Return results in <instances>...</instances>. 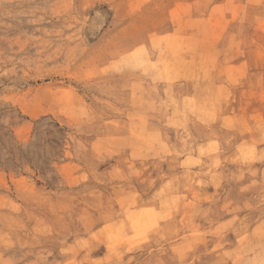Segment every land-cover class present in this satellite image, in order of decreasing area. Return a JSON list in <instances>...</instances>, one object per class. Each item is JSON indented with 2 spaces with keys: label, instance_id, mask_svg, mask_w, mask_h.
Wrapping results in <instances>:
<instances>
[{
  "label": "rangeland",
  "instance_id": "rangeland-1",
  "mask_svg": "<svg viewBox=\"0 0 264 264\" xmlns=\"http://www.w3.org/2000/svg\"><path fill=\"white\" fill-rule=\"evenodd\" d=\"M0 264H264V0H0Z\"/></svg>",
  "mask_w": 264,
  "mask_h": 264
},
{
  "label": "bare ground",
  "instance_id": "bare-ground-1",
  "mask_svg": "<svg viewBox=\"0 0 264 264\" xmlns=\"http://www.w3.org/2000/svg\"><path fill=\"white\" fill-rule=\"evenodd\" d=\"M203 121V120H202ZM249 144V143H248ZM218 149V148H217ZM194 201V200H193ZM193 203V202H192ZM149 215V214H148ZM191 215V214H190ZM148 217V216H147ZM190 218V217H189ZM194 218V217H193ZM139 228V227H138ZM259 253V252H258ZM183 256V255H182Z\"/></svg>",
  "mask_w": 264,
  "mask_h": 264
}]
</instances>
